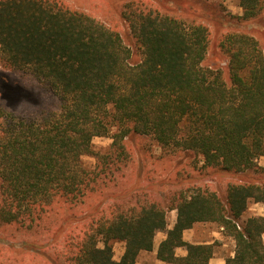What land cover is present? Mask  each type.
Listing matches in <instances>:
<instances>
[{
	"label": "trees",
	"instance_id": "1",
	"mask_svg": "<svg viewBox=\"0 0 264 264\" xmlns=\"http://www.w3.org/2000/svg\"><path fill=\"white\" fill-rule=\"evenodd\" d=\"M240 6L237 21L264 19V0ZM121 18L140 50L136 63L118 29L66 0H0V66L35 77L60 100L58 111L34 116L0 107V229L7 240L27 235L20 239L30 247L19 253L0 244V264H137L154 251L159 233L165 238L157 261L210 264L214 243L184 239L200 223L217 224L234 239L225 264H264V215L240 223L251 203L264 207L257 163L264 157L262 43L246 32H222L217 48L228 67L213 69L204 65L214 38L207 17L185 20L156 0H131ZM96 137L113 142L99 152ZM143 137L165 154L155 160L166 161L161 170L149 152L139 156L135 142ZM185 152L202 158L192 167L198 178L239 177L228 180L225 199L169 163ZM154 184L169 187L165 198ZM116 242L125 244L119 260Z\"/></svg>",
	"mask_w": 264,
	"mask_h": 264
},
{
	"label": "rangeland",
	"instance_id": "2",
	"mask_svg": "<svg viewBox=\"0 0 264 264\" xmlns=\"http://www.w3.org/2000/svg\"><path fill=\"white\" fill-rule=\"evenodd\" d=\"M66 1L71 7L88 13L109 27L118 29V31L123 36L125 44H127L133 51L132 62L136 63L140 61V50L135 43H131L132 35L130 34L127 25L121 18V12L124 5L131 0ZM175 1L177 2L179 0H156L164 12L181 16L185 20H195L209 17L208 19H202L205 20L206 23H211L210 26L214 34L208 57L204 62L205 66L213 69L223 68L227 71L228 59L217 48L218 35L227 30L249 33L262 43L264 49V25L261 26V22H263L264 19L260 18L248 22H240L233 18L243 15V9L240 6V0H193L196 5H186L184 7L173 5L172 3ZM209 19H211L212 22H210ZM3 106L19 115L34 116L41 112L58 111L60 108V100L52 92L43 89V86L37 81L35 77L31 75L18 74L0 66V107ZM112 142L113 140L110 137H96L93 140L94 148L99 152L105 151L107 148H109ZM135 147L140 157L143 153L149 152L154 161L157 158L165 155L163 154L161 148L152 139L147 137H143L141 142H135ZM82 159L87 167H95L96 160L94 158L85 156ZM169 160V163L175 165V167L180 165L184 166L183 172H186V175H190V177L187 179L188 182L196 183L202 185L203 187H207L210 190L216 191L223 199H225L228 180L239 179V177H233L232 175L216 174L214 172H209L202 178L194 176V169L192 167L196 165V169H198V167L203 165V162L202 158H197L193 153H174L172 157H168V161ZM257 163L259 166L264 167V157H260ZM148 164H150V160L148 161ZM156 164L157 166L159 165V169L161 170V166H163V164L164 167L166 166V161L163 160ZM252 175H254V173H252ZM181 176L185 177V174L182 173ZM152 189L157 192L159 197L165 198L169 187L166 185L154 184ZM108 205H111V203ZM262 208V204L251 203L248 211L240 223L245 221L250 216L259 215L262 211ZM54 217L59 220L61 215L58 214ZM176 218L177 213L175 210L168 212V222L170 228L175 224ZM80 219H82V217L78 215L76 220ZM72 222L74 221L67 222L66 226L70 225ZM5 230H8L9 234L12 233V228H6ZM15 233L16 240H7L4 236L5 233L3 229H0V244L10 245L14 247L19 253L28 251L30 247L24 244L27 240H23V238L22 240L20 239L21 236H28L18 232ZM189 233L194 235L193 237L199 242H209L215 244V256L213 258V264H221L222 260H226V258L231 256V254L234 255V239L217 224L200 223L186 234L187 237L189 236ZM164 238L165 235L163 233L157 234L155 237V245H158V243H160ZM124 250V243H114V259L119 260L123 255ZM180 254L181 252H179V255ZM137 264L162 263L155 259V254L153 251L151 253H143L140 256Z\"/></svg>",
	"mask_w": 264,
	"mask_h": 264
},
{
	"label": "crops",
	"instance_id": "3",
	"mask_svg": "<svg viewBox=\"0 0 264 264\" xmlns=\"http://www.w3.org/2000/svg\"><path fill=\"white\" fill-rule=\"evenodd\" d=\"M259 215H264V207L262 208V211H261V213H260ZM191 230H192V229L187 230V231L184 233V239H185L186 241H188V242H190V243H194V244L205 243V242H199V241H197V240L193 237L194 235H191L190 233H189V236L187 237L186 234H187L189 231H191ZM196 238H197V237H196ZM206 243H209V242H206ZM159 244H160V243H158V245H155V248H154V254H156V251H157V248H158ZM179 252H181L180 255H185L184 252H182V251H179ZM231 256H233V254H231ZM213 261H214V259H212V260L210 261V264H213ZM161 263H162V262H161ZM162 264H165V263H162ZM221 264H225V259L222 260Z\"/></svg>",
	"mask_w": 264,
	"mask_h": 264
}]
</instances>
